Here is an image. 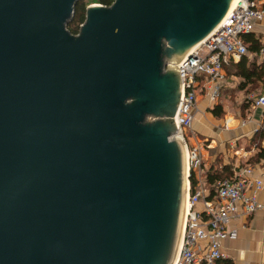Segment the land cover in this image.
<instances>
[{
    "label": "water",
    "instance_id": "1",
    "mask_svg": "<svg viewBox=\"0 0 264 264\" xmlns=\"http://www.w3.org/2000/svg\"><path fill=\"white\" fill-rule=\"evenodd\" d=\"M77 1L0 0V264H173L174 64L231 0L92 4L73 34Z\"/></svg>",
    "mask_w": 264,
    "mask_h": 264
},
{
    "label": "built area",
    "instance_id": "2",
    "mask_svg": "<svg viewBox=\"0 0 264 264\" xmlns=\"http://www.w3.org/2000/svg\"><path fill=\"white\" fill-rule=\"evenodd\" d=\"M262 22L264 0H240L215 29L191 49V54H185L178 63L182 94L175 115V136L182 140L186 149L188 197L181 247L173 264H215L225 259L222 241L237 237L236 228L230 226V221L239 212L247 215L259 209L264 212L259 201L264 162L245 164L238 167L230 178L209 185L203 177L201 151L209 144L196 143L192 129L198 96L205 95L210 103L217 100L225 84L224 67L248 54L242 36L256 31ZM253 56L264 62V39ZM253 104L263 111L261 126H264V93L254 96ZM241 124H244L243 120L236 125ZM191 176L194 177L193 183Z\"/></svg>",
    "mask_w": 264,
    "mask_h": 264
},
{
    "label": "crops",
    "instance_id": "3",
    "mask_svg": "<svg viewBox=\"0 0 264 264\" xmlns=\"http://www.w3.org/2000/svg\"><path fill=\"white\" fill-rule=\"evenodd\" d=\"M253 33L257 37L264 39V22L260 23L256 31ZM247 56L248 58H252L253 54ZM240 58L232 60V62H237ZM255 61L259 63L258 60ZM228 66L230 65L228 64L224 67L225 84L223 87L230 85V89H227L229 92L236 89L239 93H242V95H247L245 91L239 88L237 89V85L241 81V78L235 74L226 73L225 69ZM227 77L237 79V82L228 83ZM261 88L263 89V87ZM203 97L204 102L210 103L205 95H203ZM244 98L250 99V105L249 107L245 108L244 113L239 115L241 117H238L237 119L243 120L244 124L239 126L235 125V127L225 130L222 128L218 130L213 127L212 124L211 126L203 125V128L196 126V128L201 129L203 133H206L204 134L203 144H209L208 147L204 146L201 149L204 171L208 170L210 167L220 170L223 166H225V168L228 166L229 171L233 174V172L236 171L238 167H241L245 164L264 162V155L258 160L256 159L257 153L260 149L255 145V142H253V136L255 132L261 129V118L263 111L261 108L256 107L253 104L254 96L247 95ZM210 104L212 106V103ZM197 110V112H200L198 106ZM222 120L223 119H221V121ZM217 144L220 147L217 150H214V153L210 154V152H212L210 150H213ZM260 145L262 148H264V135ZM259 201L264 206V180L263 189L259 194ZM230 226L232 228H236L237 237L232 240L222 241V248L226 253L225 259L231 261L232 264H264L263 210L259 209L250 215L239 212L235 218L230 221ZM222 260L223 259H220L216 262L220 264Z\"/></svg>",
    "mask_w": 264,
    "mask_h": 264
},
{
    "label": "trees",
    "instance_id": "4",
    "mask_svg": "<svg viewBox=\"0 0 264 264\" xmlns=\"http://www.w3.org/2000/svg\"><path fill=\"white\" fill-rule=\"evenodd\" d=\"M89 3H100L103 5H110L113 0H88ZM88 4L78 0L75 7L72 19L67 23V28L71 33H76L79 28V24L85 19L86 7ZM244 43L247 46L248 54H253L259 51L261 47V38L257 37L253 32L244 34L242 36ZM248 54L243 55L237 62H229L228 67L225 71L227 74H235L241 78V81L237 85V89H241L246 93L250 90L258 87H263L264 90V62H256L254 56L248 58ZM211 113L214 117L218 118L222 115L221 106H215L211 109ZM264 135V126L257 130L254 134L253 142L259 147L256 159L263 157L264 148L260 145V142ZM194 176V175H193ZM191 176V182H194V177ZM232 173L229 171L228 166H223L220 170L210 167L208 170L203 172L204 180L209 184L213 185L215 182L230 178ZM215 264H218L217 262ZM220 264H232L231 261L223 259Z\"/></svg>",
    "mask_w": 264,
    "mask_h": 264
},
{
    "label": "rangeland",
    "instance_id": "5",
    "mask_svg": "<svg viewBox=\"0 0 264 264\" xmlns=\"http://www.w3.org/2000/svg\"><path fill=\"white\" fill-rule=\"evenodd\" d=\"M82 2L88 5L92 4V3H89L90 1L88 0H82ZM184 56L185 54L181 55V57H184ZM181 57H179L174 64L176 67L178 66V63L181 61L180 59ZM166 66H168V64H166ZM236 80L237 79H234L232 77H229V78L227 77L228 83H231V82L236 83L237 82ZM227 87H222L220 91V95L218 96L217 100L212 103V106L210 103L204 102L203 100L204 97L202 94L198 96L197 106L199 107L200 112H197L198 110L196 111L197 113L195 114L196 119H194L195 121L193 122L194 124L192 126V129L195 133L194 135H195L196 143L200 144L204 140V134L206 133H203V131L199 129V128H203L204 127L203 125L211 126L212 124L213 127H215L218 130H220V128L225 130L228 127L230 128L235 127V125L238 124L239 122V120H237L238 117H241L239 115H242V113H244L245 108L249 107L250 105V99L244 98V97L247 95L255 96L259 93H264V90L261 87H258V88H254L250 90L249 92H247V95H242V93H239L236 89L229 92L227 89H230V87L229 88ZM215 106H221L222 108V115L218 118L214 117L211 113V109L214 108ZM148 119L152 120L150 117H148ZM221 119L223 120L221 121ZM196 126H199V128H196ZM219 147L220 146L217 144L216 147L213 148V150H210L212 151L210 152V154L214 153V150H217ZM186 160L187 159L185 158V163H186Z\"/></svg>",
    "mask_w": 264,
    "mask_h": 264
},
{
    "label": "bare ground",
    "instance_id": "6",
    "mask_svg": "<svg viewBox=\"0 0 264 264\" xmlns=\"http://www.w3.org/2000/svg\"><path fill=\"white\" fill-rule=\"evenodd\" d=\"M239 1H240V0H231V3H230V5H229V8H228L227 12L225 13V15L223 16V18L220 20L219 23H221V22L223 21V19H225V17H226L227 14L231 11V9H233L236 5L239 4ZM214 29H215V28H214ZM182 58H183V57H181L180 59H182ZM184 150L186 151L185 148H184ZM185 158H186V152H185ZM186 171H188L187 160H186V163H185V174H187ZM187 185H188V181L186 180V190H187ZM187 197H188V195H187V192H186L185 212H186V209H187ZM184 216H185V214H184Z\"/></svg>",
    "mask_w": 264,
    "mask_h": 264
},
{
    "label": "flooded vegetation",
    "instance_id": "7",
    "mask_svg": "<svg viewBox=\"0 0 264 264\" xmlns=\"http://www.w3.org/2000/svg\"><path fill=\"white\" fill-rule=\"evenodd\" d=\"M182 87V86H181ZM181 94H182V92H181ZM181 97V96H180Z\"/></svg>",
    "mask_w": 264,
    "mask_h": 264
}]
</instances>
